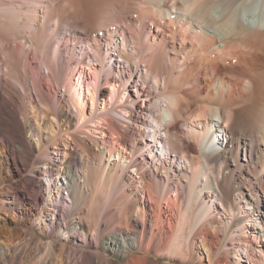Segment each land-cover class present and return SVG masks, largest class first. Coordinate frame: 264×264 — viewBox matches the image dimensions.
Listing matches in <instances>:
<instances>
[{
  "label": "bare ground",
  "instance_id": "bare-ground-1",
  "mask_svg": "<svg viewBox=\"0 0 264 264\" xmlns=\"http://www.w3.org/2000/svg\"><path fill=\"white\" fill-rule=\"evenodd\" d=\"M100 6L104 13L96 22L93 12ZM61 23L70 24L73 34L58 30ZM113 54L129 67L116 74ZM79 65L93 71L84 94L97 114L86 119L82 72L77 82L66 77L58 112L66 122L75 119L82 129L73 135L83 149L81 159L70 156L71 141H64L66 148L58 150L40 133L38 149L26 142L21 148L10 146L14 161L19 156L40 163L46 157L49 169L38 180L43 183L48 176L56 188L46 204L68 218L66 228L81 221L77 232L85 234L84 219L69 214L79 204L91 212L101 201L111 208L110 219L120 223L119 232L105 242L102 231L97 239L120 261L100 250L72 247L66 264H202L206 257L207 264H219L222 258L231 264L233 255L235 264H264V0H0L3 114L8 115L9 105L17 102L9 86H16V92L26 87L31 94L37 92L38 81L57 80L54 69L63 74L67 67ZM42 66L48 75L40 71ZM140 66L146 74L140 75L139 83L132 67ZM11 79L18 84L12 85ZM149 79H154L155 89ZM107 96L112 102L120 97L128 103L114 102L113 108L99 113L95 102ZM153 100L164 101L156 115L155 135L145 130ZM37 108L50 111L44 100ZM96 118L103 121L108 139L93 135L92 128L99 127L89 122ZM35 121L34 128L41 131ZM53 122L48 121V134ZM157 142L165 150L163 159L155 150ZM163 162L170 163L168 171ZM65 173L72 182L61 178L56 187L51 177ZM18 180L37 219V197L29 193L35 185L23 176ZM186 187L191 191V212L176 217L170 212L169 192L175 190L177 197ZM69 189L71 206L63 195ZM206 194L220 203L223 213L205 199ZM52 222L46 225L55 228ZM61 232L62 237L73 235L66 229ZM6 245L5 254L16 249ZM153 251L165 261L155 260ZM131 252L138 256L128 258ZM44 258L42 264H54Z\"/></svg>",
  "mask_w": 264,
  "mask_h": 264
},
{
  "label": "rangeland",
  "instance_id": "rangeland-1",
  "mask_svg": "<svg viewBox=\"0 0 264 264\" xmlns=\"http://www.w3.org/2000/svg\"><path fill=\"white\" fill-rule=\"evenodd\" d=\"M103 10V6H100L94 10V15L92 17L94 21L99 22V20H101L102 14L104 13L102 12ZM60 25L58 26V30L62 29L66 30L69 34L72 33L69 31L70 24L61 23ZM77 29L79 31L84 30L82 26H78ZM54 39H56V37L53 38V40ZM119 58L120 57H118V54H113V62H115L116 66L118 67L115 71L116 74L118 73L119 68L129 67L128 63L123 62V60ZM32 64H36L35 61H33ZM97 64L98 63L95 62V66L99 67V65ZM132 68L136 70L135 80L139 81L140 83V75L145 76L146 70L143 66H140L139 68ZM39 69L42 73L48 75L49 72L46 67L42 66L41 68L39 67ZM81 72V81L83 82V85L80 86V90L85 96V112L87 113L86 119H94L97 113L95 111V108L92 107V100L88 96V94H84V91L85 93H87L88 84L92 82L93 76V71L88 67V65H85L83 67L82 65H79L78 67H72L71 69L67 67L65 69V72L63 71V74H60L58 70L54 69L57 80L55 82H52L46 78L43 81H38L37 87L39 90L37 89V92H31V94H29L30 92L26 87L24 89H21L20 92H16V86H9L8 88L9 92L12 93V95L14 93L15 96L13 95V97L15 100H17V102H15V106H13L14 104L9 105L8 109L11 112H9L8 115L3 114L0 111V264H40L43 257H45L44 259L48 258L47 260L50 259L54 264L56 262L58 264L59 262L61 264H66V258L68 257L70 248L72 247H77L78 249H80L79 251H82L84 249L88 252H95L100 250V252L107 255L111 260H114L116 262L121 260L118 255L105 248L104 243L102 244V246L97 244V239L99 237V234H101V231L103 242H105L107 237L111 236V233L119 232L118 225L120 223L117 220L110 219L109 211L111 208H106V204L101 201L99 202V204H97V206L94 207L93 211L88 212L79 204L76 206L73 213L69 214V216L75 218L76 216L80 215L81 218L85 221L83 227L86 233L82 234L80 232H77V230L80 228L79 225H81L82 227L81 221L79 225H77V223L75 224L71 222L69 226L70 229L66 228L65 224L69 225L68 218H63L61 215L55 214L54 210L50 209V207L53 205L50 204V202L46 204V200H48V198L51 197L52 194H54L56 188L52 186L51 183H49L48 176H45L47 181L45 180L43 183L38 180V178L40 177L39 175L49 169V164L47 163L46 157L43 158V161H41L40 163L38 162V164L35 162H29L27 159H22L19 156H17L14 161L10 153V146L14 145L17 148H21L24 142L29 143L35 149H38V138L40 133L41 136H44L46 138L48 136L51 140V143L54 146L58 147V150L66 148L64 141H71L72 147L68 146L67 148V150L72 153V155L70 156L72 157V159L76 158L78 161L79 159H81L83 155V149L74 143L73 135L74 133L82 129L81 127L77 126L75 119H72L71 122H66V116H62L58 112V103L61 100V93L59 90H64L63 84L66 81V77L68 76L72 81L77 82ZM11 81L13 83L12 85L18 84L15 83L14 79H11ZM148 82L153 89L156 88L157 85L154 79H149ZM7 95L8 94H6V96ZM7 98L9 99L8 96ZM106 99L100 98L99 100H96L95 106H99V113L108 108H113L114 102L115 105L128 103L127 99L122 100L120 97H117L113 102L111 101L110 96H107ZM42 100H44L49 105V112L42 113L38 108L36 109V106L38 107L41 104ZM163 107L164 101L153 100L151 111L146 112L147 115L145 116L148 120V126L145 129L147 134L155 135L157 129L156 115L158 110L162 109ZM116 115H118V117L120 116V118L122 117L119 113H116ZM36 119L41 125V131H39L36 126L34 128V124L36 125ZM98 119H95L96 122H93L91 120L89 122L91 126L99 127V129H95L94 127L92 128L93 135L99 139L101 138V136L108 139V136L106 135V133H108V130L105 126H102L100 124L101 120ZM49 120L54 121V128L53 130H51V134H48L47 132L49 130ZM103 128L105 132L102 131ZM18 132L21 136H18ZM83 135L84 134H82V136ZM83 137L87 138V135H84ZM157 143L158 147L155 148V150L159 154H161V159H163L165 150L163 149L161 143ZM100 146V148L103 147L102 143ZM144 149L145 146L142 147L140 151H143ZM7 157H9V159H7ZM169 165L170 163L165 164L163 162V167H165L164 169H166L167 171ZM22 176L25 182L35 185V190L29 188V193H32L33 197H37V203L39 207L38 211L39 215L41 216H39L38 214L36 215L39 216V219L38 216L37 219H35L36 217L32 216L30 207H28V195L24 192L22 182H19L18 180ZM61 178H65L66 181L67 179H69V181L72 182V178L68 173H65L60 178L51 177V179L56 180V187H59V180ZM47 186H49L48 189H46ZM169 193L171 197L169 201V205L172 208V210L170 211L171 214L176 217H180L182 215L189 216L191 212V207L189 206L191 191L189 190V188L186 187L183 192L180 193L177 197L175 195V190L170 191ZM42 194L46 195L44 200L41 197ZM63 195L66 198L65 200L67 204L71 206L72 199H69V197L71 198L72 190H64ZM205 199L212 200L215 203V208L219 209V211L222 213L224 212L221 209L220 203H218L215 198L209 197L208 194H206ZM169 205L165 203V206H167V208ZM53 208L56 207L53 205ZM256 217L258 218V215H256ZM51 221H53L52 223L55 224V228L46 225V223L50 224ZM86 221L89 224H92V228H90V230L88 227L89 224ZM96 223L97 225H95ZM257 225L262 227L260 221L257 222ZM63 229H66V231L70 232L73 231V235H66L65 237H62L61 231H63ZM91 234H94L93 239H91ZM210 237L211 239L213 238L216 241L218 240L217 238H215V234L213 232H211ZM7 243L16 246V249L11 250V253L9 252L10 254L3 253V251H5L6 249ZM217 243L218 242H215V244ZM235 246L238 247V243H235ZM79 251L75 255H72L71 261L76 260L77 256L80 254ZM200 252L201 254H204V249H201ZM157 255L158 254L156 252H151V256L155 260L160 262L165 261L164 259H161L159 255ZM244 255L245 253L242 252V256ZM137 256L138 255L136 252H131L128 258ZM205 259L202 261V264H207V257ZM174 262L175 261H172L173 264ZM226 262V259L222 258L219 264H226ZM232 262L233 263L231 264H235L234 255ZM178 264L190 263L186 262ZM242 264H253V262L250 263L248 261H242Z\"/></svg>",
  "mask_w": 264,
  "mask_h": 264
}]
</instances>
